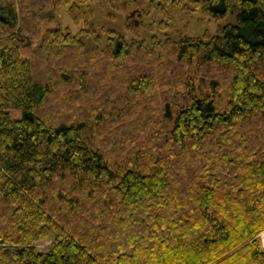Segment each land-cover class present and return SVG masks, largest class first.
<instances>
[{"label": "trees", "instance_id": "16d2710c", "mask_svg": "<svg viewBox=\"0 0 264 264\" xmlns=\"http://www.w3.org/2000/svg\"><path fill=\"white\" fill-rule=\"evenodd\" d=\"M92 1L0 0V264H264V0H149L221 23L148 46Z\"/></svg>", "mask_w": 264, "mask_h": 264}, {"label": "rangeland", "instance_id": "374dc122", "mask_svg": "<svg viewBox=\"0 0 264 264\" xmlns=\"http://www.w3.org/2000/svg\"><path fill=\"white\" fill-rule=\"evenodd\" d=\"M90 9V14L84 13L86 20L84 28L89 27L96 34H99L101 45L107 39V33L104 31L107 28L118 31L127 39H134L148 46L151 35L163 39L165 35L178 38L181 33L187 35H201L205 31L214 33L218 24L221 23L208 18L199 20L188 15L180 6H175L172 9L175 29L171 32L169 29L160 27L159 21L162 16L156 11L154 5L149 4V0H93ZM132 9L135 10L134 14L127 17ZM58 18L61 19L59 14ZM134 19L138 21L137 24H134ZM86 41L89 42V39ZM23 53L27 55L28 51L24 50ZM9 111L13 116L18 117L20 115L19 110L10 109ZM258 239L260 246L264 247V230L259 233ZM47 244L48 240L36 242L39 249H45Z\"/></svg>", "mask_w": 264, "mask_h": 264}, {"label": "water", "instance_id": "95a60500", "mask_svg": "<svg viewBox=\"0 0 264 264\" xmlns=\"http://www.w3.org/2000/svg\"><path fill=\"white\" fill-rule=\"evenodd\" d=\"M135 10L132 9L128 13L127 17H130L134 14ZM59 15L61 18V24L63 27L69 26L72 33H75L83 24L82 21H79L78 23H75L73 19L70 17V15L67 12L66 7H62L59 9ZM134 24H137L138 21L136 19L133 20Z\"/></svg>", "mask_w": 264, "mask_h": 264}]
</instances>
